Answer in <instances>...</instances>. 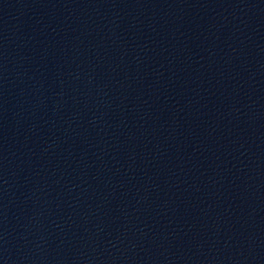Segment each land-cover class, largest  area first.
<instances>
[{"label":"water","instance_id":"1","mask_svg":"<svg viewBox=\"0 0 264 264\" xmlns=\"http://www.w3.org/2000/svg\"><path fill=\"white\" fill-rule=\"evenodd\" d=\"M0 264H264V0H0Z\"/></svg>","mask_w":264,"mask_h":264}]
</instances>
